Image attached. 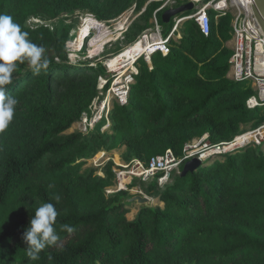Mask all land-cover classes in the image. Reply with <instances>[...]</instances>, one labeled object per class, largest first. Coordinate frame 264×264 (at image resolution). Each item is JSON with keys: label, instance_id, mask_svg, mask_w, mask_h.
<instances>
[{"label": "trees", "instance_id": "16d2710c", "mask_svg": "<svg viewBox=\"0 0 264 264\" xmlns=\"http://www.w3.org/2000/svg\"><path fill=\"white\" fill-rule=\"evenodd\" d=\"M83 1L88 8L94 3ZM64 6L65 0H0V13L12 16L43 46L49 61L39 74L27 62L18 63L7 86L19 100L15 115L37 139L21 154L9 151L1 164L0 264H264V143L204 163L185 177L175 173L164 192L154 195L164 206L140 209L134 220L128 219L131 207L119 206L126 192L105 196L112 164L104 177L72 173L112 145L140 147L148 164L168 150L182 157L184 145L197 137L207 135L212 145L232 142L242 124L263 121L264 105H247L255 96L251 83L228 78L233 16L209 10L208 36L194 21L183 22L180 39L167 43L168 54L156 51L150 60L137 61L127 102L114 104L109 129L66 135L91 110L106 71L73 67L49 29L26 26L31 17H55ZM162 16L161 25L171 31L173 21L166 25ZM42 202L53 203L59 213V240L31 260L23 233ZM63 224L75 230L62 231Z\"/></svg>", "mask_w": 264, "mask_h": 264}, {"label": "rangeland", "instance_id": "374dc122", "mask_svg": "<svg viewBox=\"0 0 264 264\" xmlns=\"http://www.w3.org/2000/svg\"><path fill=\"white\" fill-rule=\"evenodd\" d=\"M208 1L213 0H204L205 3ZM83 2V0H65V9H62L60 14L55 17L42 14L31 17L26 26L30 29H38L40 27L49 29L62 41L67 50L70 64L73 67H87L95 70H99L102 67L105 69V75L100 78L99 97L93 103L91 110L89 113L84 114L82 119L66 132V135L82 133L84 136H88L97 128H100L101 132L104 133L111 127L109 114L113 110L114 104L122 103V101L125 100L127 102L130 86L134 84V78L138 74L137 61L141 58L147 59V55H149L151 51H154L157 48H163L166 39L171 37L174 42L180 39L178 32L180 25L177 27V32L175 31L176 23L174 21L171 31L169 26L163 27L161 25L159 19L164 11L172 7L175 8L181 6L182 3L187 4L191 1L146 0V3H144L143 6H140L142 0H94V3L90 8L85 7ZM183 16L186 15H182V17ZM94 22L103 25L113 38L112 41L108 42L100 50L96 49L93 44V42L99 37L98 31L90 29ZM134 24L138 26L137 31H133ZM120 25H124L126 28L118 31ZM140 27H144L145 29L139 31ZM78 32H81L84 35L88 33L81 46L78 42ZM167 34L168 37L165 38V35ZM153 36L157 37V42H153ZM145 38H147L148 44H151H149L151 48L149 47L150 52L148 48V52L146 51L134 62V66L137 69L136 74L130 71L127 76L122 77L119 72H113V69L108 67L107 64L109 61L118 57L126 49L132 47L137 42L145 40ZM227 46L230 50H233V38ZM165 48H167V44ZM228 78L230 79L229 74ZM117 82H121V84L117 85ZM121 87H124L123 91L127 93L124 98L118 97L117 93L114 92V89H119ZM126 102L123 104H126ZM263 116L264 107L260 109L259 118H263ZM109 134L111 135L112 133L110 132ZM240 134L241 135H239L238 138L250 135V142L253 140V137L260 138V141H263L264 119L263 121L253 120L242 124L240 126ZM36 136V132H33L28 128L21 115L14 116L10 126L3 133H0V176L2 174L1 164L6 154L9 151L21 154L25 149L32 146L37 139ZM206 136L207 135L204 137ZM204 137H197L187 142L183 147V151L187 145L198 144L199 154L207 152L208 150L204 148V145L208 142L210 143V141L208 140L200 144ZM263 143L264 141L262 144ZM227 145H229V143L225 144V146ZM148 157L149 156L146 152L138 146L130 147L125 144L112 145L111 148L104 151L100 150L91 158L82 162L74 171H72V173L77 175L86 174L87 176L92 174L94 177H104L105 171L112 164L111 170L114 173V177L112 185L106 188V190H109V192H106L105 194L107 199H110L121 192H126L127 196H124L126 198L135 195H144L152 199L153 208L163 207L164 205L160 203L159 198L154 195L164 192L163 188L165 185L172 182V176L165 182H160L159 179L161 177L155 178L158 179V182L153 178H150L147 181L138 177H135L132 180L130 178L131 181L129 180L125 183L129 185L127 190L120 192L117 191L120 186L118 175L130 172L134 167H137L139 163L145 164ZM223 160V155L215 157L211 156L208 159H204V163L209 166ZM45 164L46 162L41 165L40 170L44 169ZM172 175L174 177L175 173ZM155 182H157L158 185ZM111 191H116L118 193L111 194ZM150 191L153 192L152 195H148V192ZM124 207L132 208V212L128 215L129 220H134L141 209L135 205H125Z\"/></svg>", "mask_w": 264, "mask_h": 264}, {"label": "built area", "instance_id": "2783aa9c", "mask_svg": "<svg viewBox=\"0 0 264 264\" xmlns=\"http://www.w3.org/2000/svg\"><path fill=\"white\" fill-rule=\"evenodd\" d=\"M190 1L194 3V10L196 12L189 16H178L174 18L173 21L176 23L175 31L177 32V27L188 19L187 21H194L199 26L202 33L208 36L211 31V19L208 14L209 10L222 13L223 15L231 14L233 16V56L229 62V77L235 82L249 81L255 89L256 94L248 101V108L254 109L259 106H263L264 30L255 15V1L226 0V5L223 9H219V4L221 2L216 4L219 0L208 1L207 3H205L204 0ZM170 38L166 39V43L163 45V48L158 50L163 52L165 55L169 53V50L165 48V46ZM125 102L126 100L122 101V103ZM240 139H243V142H239ZM250 139L251 138L248 136L240 138L237 137L232 141L233 143L229 142V145L227 146H225L227 143L212 145L208 142L204 145V148L208 151L202 154H199L198 144L187 145L183 151L182 157H178L172 150H168L165 154L152 158L148 164L139 163L137 167H134L130 172H128L129 175L127 177L131 178V180L138 177L147 181L150 178L155 179L158 175L162 174L159 180L160 182H165L169 180L173 173H180L181 166L185 165L186 162L192 160L193 158L197 157L205 162L204 159H208L211 156H222L236 150L243 149L251 144H255L257 146L262 144V142L257 144L255 138H253L251 142ZM208 140L209 137L206 136L202 139L200 144ZM118 176L120 186L117 191L120 192L127 190L129 185L125 184L123 186L121 183L120 177H124V175L121 174ZM106 192L108 193L109 190H106ZM118 192L111 191V194Z\"/></svg>", "mask_w": 264, "mask_h": 264}, {"label": "clouds", "instance_id": "9594fccd", "mask_svg": "<svg viewBox=\"0 0 264 264\" xmlns=\"http://www.w3.org/2000/svg\"><path fill=\"white\" fill-rule=\"evenodd\" d=\"M45 48L37 45L29 38V33L15 22L13 17L0 13V133L12 123L18 98L11 94L7 86L12 83L13 73L18 63L27 62L33 74L46 70L49 61L44 55ZM58 202L60 197L55 196ZM58 211L51 202H42L31 217L29 226L23 233V241L27 245V255L31 260L39 259V254L48 246L59 240L55 228ZM62 231L69 233L75 229L69 224L60 226Z\"/></svg>", "mask_w": 264, "mask_h": 264}, {"label": "bare ground", "instance_id": "6f19581e", "mask_svg": "<svg viewBox=\"0 0 264 264\" xmlns=\"http://www.w3.org/2000/svg\"><path fill=\"white\" fill-rule=\"evenodd\" d=\"M216 4H219V9H223L225 7V5H226V0H219ZM125 28H126V26L120 25V27L118 28V31L124 30ZM90 29L91 30H96L99 33L98 39H96V41L93 42L94 47L96 49H99V50L102 49L103 46H105L108 42L113 40L111 34L105 29V27H103V25H101L99 23H95L94 22ZM87 34L88 33H86L84 35L81 32H78V38H79L78 42H79L80 46L83 44L84 38L86 37ZM152 39H153V42H157L158 41L156 36H153ZM149 44H148L147 38H145V40H143V41L137 42L132 47L126 49L118 57H116L115 59L109 61L108 64H107L108 67L113 69V72H119L122 77L127 76L130 71H132V72H134L136 74L137 73V69L134 66V62L137 60V58H139L141 55H143L146 51L148 52V48L151 45V44L150 45ZM159 44H161V43H159ZM150 48H149V52H150ZM161 49L162 48H157L156 50L151 51L149 53V55H147L148 58L151 57L150 55L153 52L161 50ZM118 84H121V82H117V85ZM123 89H124V87H121L119 89H114V92L117 93L118 97H123L124 98L127 95V93L125 91H123ZM248 137L251 138L250 135ZM253 138H255V137H253ZM262 138H263V136H262ZM255 140L257 141L256 143L258 144L259 142H263L264 138H263V141H260V138H255ZM239 142H243V139H240ZM226 149H228V148H226ZM123 175H124V177H121V183L124 186L125 183L130 180V178L126 177V176L129 175V173H124Z\"/></svg>", "mask_w": 264, "mask_h": 264}, {"label": "water", "instance_id": "95a60500", "mask_svg": "<svg viewBox=\"0 0 264 264\" xmlns=\"http://www.w3.org/2000/svg\"><path fill=\"white\" fill-rule=\"evenodd\" d=\"M254 11L255 15L264 30V0H254ZM194 10V3L189 2L188 4L178 6L175 8H169L162 16L163 23L168 25L174 18L182 15H186ZM188 20V19H187ZM186 20V21H187ZM150 60V58H147ZM204 165V162L199 158H193L186 162L183 167V171L180 172L181 177H185L189 173H193ZM135 205L141 209H154L152 199L144 195H135L130 198L122 197L119 206Z\"/></svg>", "mask_w": 264, "mask_h": 264}]
</instances>
